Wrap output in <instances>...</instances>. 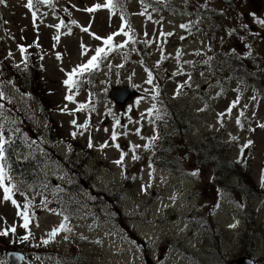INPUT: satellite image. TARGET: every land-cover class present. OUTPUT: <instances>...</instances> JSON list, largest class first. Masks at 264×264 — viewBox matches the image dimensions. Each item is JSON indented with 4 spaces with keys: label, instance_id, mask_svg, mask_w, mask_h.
<instances>
[{
    "label": "rangeland",
    "instance_id": "rangeland-1",
    "mask_svg": "<svg viewBox=\"0 0 264 264\" xmlns=\"http://www.w3.org/2000/svg\"><path fill=\"white\" fill-rule=\"evenodd\" d=\"M150 1H123L133 40L127 44L128 53L122 49L113 51L101 63L94 75L92 94L89 84L69 90L63 81L67 73L85 63L95 47L102 44L92 33L106 38L120 28L121 15L117 11L111 14L103 7L94 13L85 11L95 4L103 5L104 0H53L51 7L40 6L34 23L30 10L22 5L27 0L0 3V16L4 19L0 23L9 30H0L1 48L7 47L11 53L6 63L13 66L19 59L18 45L29 54L34 42L31 50L37 47L36 54L42 56L43 84L39 87L53 106L49 108L50 119L37 118L28 96L15 83H9L5 71L3 77L0 74V92L6 94L4 98H12L8 111L14 106L18 108V117L24 119L18 125V129L26 131L23 140L29 148L26 155L21 141L24 155L31 161L35 155L36 163L43 167L40 183L36 185L35 180L30 184L32 189L16 191V198L21 197L16 201L20 205L31 202L32 215L38 205V217L34 215L29 228L34 243L47 239L65 215L68 219L64 222L71 228L70 232L59 233L46 245L47 249L38 245L34 256V243H27V259L23 258L22 263L19 254L20 264H240L242 257L250 256L255 263L258 259L264 264V191L262 198L242 200L235 194L221 192V183L209 171H201L202 177H198L193 154L194 165L186 167L192 139L199 140L204 131L221 130L231 139L236 137L229 143L230 157L239 155L243 145L252 141L250 176L254 183L262 184L264 127L260 125H264V86L256 91V84L252 85L250 79L251 75L264 77V25L258 23L264 20V0H155V6H149ZM142 12L144 15H140ZM73 20L76 24L71 23ZM60 21L64 25L58 30L55 25ZM90 22L89 33L83 32L81 28L89 27ZM161 32L172 35L161 36ZM57 35L58 41L54 39ZM126 39L123 35L115 36L113 44ZM81 45L87 48L83 55ZM237 56L245 61L237 66L230 64V59ZM20 60L23 66L21 57ZM121 64L123 67H117ZM148 72L152 74V84L146 83ZM123 85L135 87L140 95L122 108L109 92L122 96L126 92ZM179 86L183 87L177 94ZM153 88L158 92L155 100ZM70 94L73 100H66L65 96ZM142 96L147 98L136 104ZM237 96L240 101L231 113L218 116L226 113ZM81 104L87 107L75 111ZM153 104L156 110L149 115L147 110ZM173 111L180 113V127L187 123L186 118L190 120L186 131L190 141L180 157V165L171 151L165 166L159 150L167 126L164 121L159 125V118L172 115ZM155 116L158 119L153 120ZM18 117L12 121L18 123ZM238 117L242 127L236 123ZM73 120L76 125L71 123ZM85 122L87 128L78 127ZM158 127L156 143V139L150 138L156 137ZM113 131L118 133L115 142L111 140ZM73 132L77 135H71ZM105 142L109 146L101 149ZM146 143L158 146L154 149L149 145L146 149ZM113 144H119V149ZM132 145H140L135 150L139 157L135 161L130 151ZM174 145H178V139ZM121 152L126 154L125 167L113 163ZM20 153L16 157L23 161L24 155ZM193 172L197 174L193 176ZM232 180L233 176V187ZM42 201H47L46 205ZM16 211L10 201H3L0 189V227L8 229L16 222L22 227L23 219ZM233 224L236 226L229 227ZM15 231L13 235L9 232L10 239H18L24 229L18 227ZM3 239L0 258L6 260L11 242L8 236Z\"/></svg>",
    "mask_w": 264,
    "mask_h": 264
},
{
    "label": "trees",
    "instance_id": "trees-1",
    "mask_svg": "<svg viewBox=\"0 0 264 264\" xmlns=\"http://www.w3.org/2000/svg\"><path fill=\"white\" fill-rule=\"evenodd\" d=\"M126 0H115L117 4V8L115 11H117L120 15H126V10L124 9V2ZM230 1V0H229ZM157 1L151 0L149 3L150 5L155 6V3ZM105 3V0H104ZM103 3V4H104ZM40 4L35 5V7L30 10L36 11L40 7ZM159 7L162 6L161 4L158 5ZM108 10V9H107ZM156 10V9H154ZM111 12V14H114V12ZM158 10H156L157 12ZM56 12L54 11V14ZM62 19V18H61ZM126 19V17H125ZM127 22V19H126ZM3 24V23H2ZM4 25V24H3ZM120 26H121V20H120ZM120 29V28H119ZM118 28L115 30L117 32L119 30ZM112 32V33H115ZM111 33V34H112ZM35 46L34 42L30 44V50L29 54H25L27 60L26 63L24 62V65L21 67L11 66L6 64V60L4 57H0V66L3 68V71H5V74L8 76H11L14 78V81L19 85L20 88L24 89L26 92V95L28 96L30 102L32 104H35L38 106L41 111L39 112V115L42 117H46L47 119H50V111L49 108H53L51 105L49 99L47 98L48 95L45 94L42 87H39L43 84V81L41 80V70L42 68L38 66V63L41 60V55L36 54V51H32L31 48ZM103 46V44L99 45ZM96 48V47H95ZM34 58L36 62L34 63ZM244 59V58H243ZM24 61V60H23ZM235 61H240L238 58H232L230 62H233L235 64ZM97 70L94 71L92 74L87 75L84 78L81 79H87V81L84 80L83 83H79L77 87L80 85L84 88L87 84H89L88 89L90 90L91 94L93 93L95 87L92 83H94V75L96 74ZM257 82V87L262 88L261 86H264V77H255L253 76ZM10 97H6L5 99H1L0 103V121L3 123L0 124V136H3V138L8 142L5 145L6 151L5 156L7 158V164L9 168V175L12 177L13 185H16L17 188L22 191L26 190L31 187L32 183L34 181L39 179L40 172H37V165L34 163V161H31L30 159L20 160L17 159L16 156L20 152L19 150H22L24 152V149L22 147L21 141L22 140V133L25 132L24 129H18V125L20 123H12V119H16L18 117V108L11 106L8 111V105H10ZM13 105V103H11ZM4 111L5 114H4ZM2 114V115H1ZM2 117H5L4 121H2ZM158 119V117L156 118ZM22 120V117H18V122ZM178 121L177 124L175 122ZM164 121L165 125L167 126V129L165 131H170L165 136L164 142H161L163 144V147L159 150L162 152V160L161 163L165 166H168V160L170 157L171 151L175 152L176 160L179 162L180 165V157H182V153H186V144L188 141H190V138L186 136V124L182 125L180 127V119L178 118V112L173 111L172 115H164V117L159 118V125L160 122ZM24 123V122H21ZM168 124V125H167ZM179 127V128H178ZM159 128V127H158ZM158 128L156 129V143L158 142L159 138V132ZM171 130H170V129ZM14 129H18L16 133L14 132ZM8 137L6 138V135ZM209 134V135H207ZM224 134L225 132L216 131V132H203L200 135V139L193 141L191 144V153H186V167H192L194 163H192V154L194 157V161L198 165V177H202L200 172H204V170L209 171L211 174H213V177L216 178L218 183H221L222 185V191L235 194L237 197H239L242 200H248V198L256 199V197H262L261 191H264V185L261 183H254V180L250 176L251 171V157H252V145L245 148L242 156L238 158L235 161H232L229 156L228 147L229 143L231 141L224 140ZM71 139H74V137H70ZM178 139V145H174V142ZM154 144V149L157 147V144ZM197 154V156H195ZM148 158H151L150 156ZM32 163V166L31 164ZM36 165V169L34 167ZM176 167V166H174ZM170 170H172V165H170ZM175 169V168H174ZM34 170V173L32 172ZM180 170V169H179ZM174 172V171H173ZM233 176V182L234 186L230 185V178ZM235 180V181H234ZM11 183V182H9ZM12 184V183H11ZM14 190V194H16V191ZM229 190V191H228ZM24 191V193H26ZM22 195V193H20ZM2 239H0L1 241ZM23 246L14 247V249H19L23 252L24 249H22ZM36 250V248H34ZM38 251H40L38 249ZM248 254V252H247ZM4 255V253L2 254Z\"/></svg>",
    "mask_w": 264,
    "mask_h": 264
},
{
    "label": "snow or ice",
    "instance_id": "snow-or-ice-1",
    "mask_svg": "<svg viewBox=\"0 0 264 264\" xmlns=\"http://www.w3.org/2000/svg\"><path fill=\"white\" fill-rule=\"evenodd\" d=\"M52 2H53V0H27L25 7L28 8L29 10H32L35 7V5H37V4H44V5H48L51 7ZM0 3H4V0H0ZM101 7L108 9L109 12L111 13V12L116 10L117 4H116L115 0H105V3L103 5L95 4L90 8H86L85 11H87L89 13H94L98 9H100ZM36 15H37L36 11H32V17H33L34 23L36 20ZM140 15H144V13L142 12V13H140ZM120 19H121L120 29L117 32L108 35L106 38H101V37L95 35L94 33L91 34V35H93V37L96 40H102L103 46L96 47L94 49V54L91 55V57L85 63L77 65L75 68L72 69L71 72L67 73V78L63 81V83L68 87L69 90H72L75 87H77L79 83H83L84 80L81 78H84L87 75H90L94 71L98 70L101 66V63L105 59H107L109 53L116 51V50H119V49H123L129 43V41L133 40V37L130 35L131 30H130V27L127 25L125 16L121 15ZM71 23L76 24V21L73 20ZM258 23H260L261 25H264V20H259ZM63 25H64V21H60V23L55 25V27L59 30L61 27H63ZM90 25H91V22L89 24V27H82L81 30L85 33H89ZM180 27L187 29L188 25H181ZM120 35L127 37V39L124 40L123 43L114 45L113 44V38L115 36H120ZM160 35L161 36H164V35L171 36L172 33H166L165 34V33L161 32ZM54 39L58 41L60 39L59 35L55 36ZM181 39H184V37H181ZM18 47H19L22 59L26 63V60H27V58L25 56L26 48L24 46H19V45H18ZM86 52H87V48L84 45H81V54L83 55ZM179 54L180 53L178 50L177 55L179 56ZM9 56H11V53H9ZM57 59H59V54H57ZM17 67H19V65H17ZM117 67H123V65L122 64L117 65ZM152 81H153L152 74H151V72H148V78L146 80V83L152 84ZM117 82H119V81H117ZM185 83H187V81ZM181 87H183V86L178 87L177 94H179ZM151 91L153 93L152 99L155 100L156 95H158V92H156L155 88H153ZM2 96H3V93L0 92V97H2ZM146 98H147L146 96L140 97V99H138L136 101V104H139L141 102V100L146 99ZM65 99L71 101V100H73V95H71V94L67 95V96H65ZM239 101H240V97L237 96L236 100H234L229 105V107L226 109V113H220V114H218V116H224L225 114H230L232 109L239 103ZM86 107H87L86 104H81L77 107V109H75V111H80ZM64 110H66V109H62V111H64ZM155 110H156V105L153 104L152 107L147 110V112L149 115H151L153 113V111H155ZM243 115H244V113H243V111H241L240 116H243ZM71 123L73 125H76L75 120H73ZM236 123L238 126L242 127V124H241L239 117L237 118ZM118 124H119V121L116 122V125H118ZM116 125H114L113 127L115 128ZM87 126H88L87 122H85V124L79 125L78 127L79 128H87ZM260 127H264V125H260ZM106 131H107V129H106ZM139 131H140L139 129L136 130L137 135H139ZM125 134H127V133H125ZM72 135L75 136V135H77V133L73 132ZM117 136H118V133L116 131H113L112 135H111V140L113 142H115L117 140ZM150 139L155 140L156 137L153 136ZM232 139L235 140L236 137H232ZM6 143H8V142L3 138V136H0V189L3 190V201H10L12 203V205L18 209L17 215L22 217V219H23L22 227L25 229H28L29 224L33 220L32 213L30 212V209L32 208L31 202L25 201V203L22 206V210H21V206L17 204V201L12 199L13 191L19 190V189L17 188L16 185H12L11 183L6 184V181L10 182L12 180V177L9 175L7 158L5 156V151H6L5 145H6ZM251 143H252V141H248L247 143H245L243 145L241 151H243L244 148L249 147L251 145ZM92 146L93 145H92L91 139H89L88 147L91 148ZM108 146H109L108 143L105 142L104 144L100 145V148L103 149V148L108 147ZM112 146L116 147L117 149H119V147H120L119 144H113ZM139 147H140V145H132L130 147V151L132 152V159L134 161L139 159V157L136 155V152H135L136 148H139ZM143 147L147 149L149 147V144L146 143L145 145H143ZM125 155L126 154L124 152H121L120 153V159L113 161V163H115L118 166H122L123 162H124ZM149 167H151V165H149ZM196 174L197 173H195V172L192 173L193 176H195ZM151 175H152V173L150 172L149 176L151 177ZM261 182H262V184H264V175H262V177H261ZM142 190H143V188H142ZM41 203H42V205H46L47 201H42ZM47 210L50 212L55 211L53 209H47ZM67 219H68V217L65 215L63 220L59 224V226L53 228L47 234V239L42 240L41 243L47 245L57 236V234H59L61 232H70L71 228H69L67 226V224L64 222ZM235 226H236L235 224L229 225V227H235ZM9 232L14 233L15 228L11 227V228L2 230V231H0V235H8ZM67 238L68 237L65 236V239H67ZM21 239H22V241H27L29 239V235H25ZM0 264H7V261L0 258Z\"/></svg>",
    "mask_w": 264,
    "mask_h": 264
},
{
    "label": "water",
    "instance_id": "water-1",
    "mask_svg": "<svg viewBox=\"0 0 264 264\" xmlns=\"http://www.w3.org/2000/svg\"><path fill=\"white\" fill-rule=\"evenodd\" d=\"M123 87H125L124 90H126V92L124 91L123 94H121L123 97H118L117 94L114 93V91L113 92L111 91V94H113L112 97H113L114 101L116 103L121 104V106H123L124 103L129 98H131L132 96H134L136 94V91H134L131 87L130 88L126 87V86H123ZM118 89H119V87H118ZM12 254H15L14 257L16 258V261H18V255L19 254L17 252H8L7 257H10ZM19 256H20V261H21L22 256L21 255H19ZM14 257H12V259L8 258L10 264H16V261H14ZM241 259L242 260L240 261V264H242V263L253 264V260L248 258V257H245V258L242 257ZM20 261H18V264L20 263Z\"/></svg>",
    "mask_w": 264,
    "mask_h": 264
},
{
    "label": "flooded vegetation",
    "instance_id": "flooded-vegetation-1",
    "mask_svg": "<svg viewBox=\"0 0 264 264\" xmlns=\"http://www.w3.org/2000/svg\"><path fill=\"white\" fill-rule=\"evenodd\" d=\"M2 37H3V36H0V41L3 40ZM0 47H1V46H0ZM255 264H261V263H259V262H258V259H256V263H255Z\"/></svg>",
    "mask_w": 264,
    "mask_h": 264
}]
</instances>
